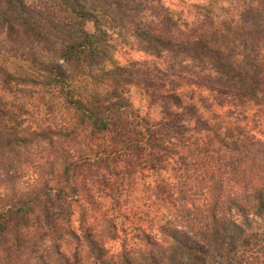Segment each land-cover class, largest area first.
<instances>
[{
    "label": "trees",
    "instance_id": "trees-1",
    "mask_svg": "<svg viewBox=\"0 0 264 264\" xmlns=\"http://www.w3.org/2000/svg\"><path fill=\"white\" fill-rule=\"evenodd\" d=\"M198 7L189 23L162 0H0V57L27 72L0 64V103L9 88L39 93L61 100L76 122L33 131L0 126V264H264L262 138L187 154L183 178L146 187L168 213H132L147 219V228H134L141 247L117 254L106 247L116 236L107 225L114 210L97 223L85 212L77 227L71 220L83 190L79 172L98 166L113 175L122 164L131 175H156L168 163L155 142L168 128L161 134L133 117L127 99L102 105L71 91V81L116 69L114 42L215 74H196L200 84L243 76L225 89L264 107V0H242L233 16L209 3ZM119 217L128 221L120 210Z\"/></svg>",
    "mask_w": 264,
    "mask_h": 264
},
{
    "label": "rangeland",
    "instance_id": "rangeland-1",
    "mask_svg": "<svg viewBox=\"0 0 264 264\" xmlns=\"http://www.w3.org/2000/svg\"><path fill=\"white\" fill-rule=\"evenodd\" d=\"M162 1L174 15L189 23L199 11L200 4L209 3L215 8H224V11L231 12V16L240 11L242 6V0ZM86 30L93 32L92 25L87 24ZM114 45L116 69L96 80L80 78L71 81L70 88L75 98L102 105L117 99H127L133 117L149 127L159 128L161 134L168 128L167 134H159L155 140L168 162L166 168L156 175L148 172L131 175L121 170L122 164L118 165L113 175L103 168L97 169L98 166L77 174L83 190L78 203L71 204L72 223L78 226L80 212L87 213L90 224L97 223L95 217L100 221L105 212L114 210L107 215V225L114 224L116 236L115 239L110 236L106 238V247L111 253L117 254L123 248L143 246L134 228H147V219L142 218V222L132 219L130 216L133 212L138 211L139 216L149 214L151 217L168 213L165 206L155 202L146 187L152 186L155 181L173 183L183 178V159L187 154L199 150L216 151L224 145L240 144L253 137L264 139V113L259 112L264 107H257L256 103L248 99L240 101L225 89L224 84L241 80L243 76H225L213 85L205 82L200 84L198 82L202 81H197L196 74L212 76L213 79L215 74L199 64L160 61L139 52L134 46H124L119 42H114ZM0 64L15 74L27 73L23 63L13 59L5 61L0 57ZM5 93L7 97L0 103L2 127L13 128L22 124L33 131L50 124H76L73 115L65 111L59 99L41 100L39 93H21L11 88ZM49 107L50 111L47 109ZM41 146H45L44 143ZM96 147L99 151L106 148ZM227 189L231 193L237 190L233 182L227 184ZM119 210L127 214L128 221L119 217Z\"/></svg>",
    "mask_w": 264,
    "mask_h": 264
}]
</instances>
